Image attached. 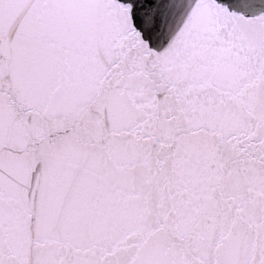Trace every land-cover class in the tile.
I'll use <instances>...</instances> for the list:
<instances>
[{
  "label": "snow or ice",
  "instance_id": "obj_1",
  "mask_svg": "<svg viewBox=\"0 0 264 264\" xmlns=\"http://www.w3.org/2000/svg\"><path fill=\"white\" fill-rule=\"evenodd\" d=\"M0 264H264V0H0Z\"/></svg>",
  "mask_w": 264,
  "mask_h": 264
}]
</instances>
